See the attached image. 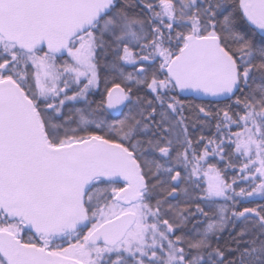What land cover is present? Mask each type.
<instances>
[{
  "label": "snow or ice",
  "instance_id": "snow-or-ice-1",
  "mask_svg": "<svg viewBox=\"0 0 264 264\" xmlns=\"http://www.w3.org/2000/svg\"><path fill=\"white\" fill-rule=\"evenodd\" d=\"M0 264H264V0H0Z\"/></svg>",
  "mask_w": 264,
  "mask_h": 264
}]
</instances>
